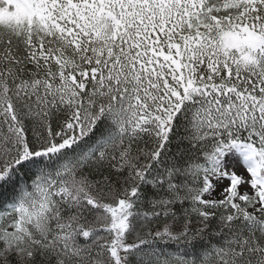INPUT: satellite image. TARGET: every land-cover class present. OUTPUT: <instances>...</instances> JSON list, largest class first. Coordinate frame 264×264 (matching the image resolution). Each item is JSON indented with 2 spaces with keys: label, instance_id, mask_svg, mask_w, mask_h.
<instances>
[{
  "label": "snow or ice",
  "instance_id": "snow-or-ice-1",
  "mask_svg": "<svg viewBox=\"0 0 264 264\" xmlns=\"http://www.w3.org/2000/svg\"><path fill=\"white\" fill-rule=\"evenodd\" d=\"M0 264H264V0H0Z\"/></svg>",
  "mask_w": 264,
  "mask_h": 264
}]
</instances>
